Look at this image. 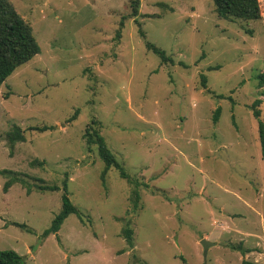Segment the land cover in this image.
Wrapping results in <instances>:
<instances>
[{"label": "rangeland", "instance_id": "obj_1", "mask_svg": "<svg viewBox=\"0 0 264 264\" xmlns=\"http://www.w3.org/2000/svg\"><path fill=\"white\" fill-rule=\"evenodd\" d=\"M8 1L40 53L0 86V172H10L0 174V251L24 264H247L242 249L257 244L262 253L247 259L264 264V159L251 109L264 124V0L262 19L248 23L219 19L211 0H140L138 24L128 0ZM92 119L132 182L114 168L101 177L84 139ZM14 128L24 141L11 147ZM13 176L26 185L4 192ZM64 182L80 217L42 238Z\"/></svg>", "mask_w": 264, "mask_h": 264}, {"label": "trees", "instance_id": "obj_2", "mask_svg": "<svg viewBox=\"0 0 264 264\" xmlns=\"http://www.w3.org/2000/svg\"><path fill=\"white\" fill-rule=\"evenodd\" d=\"M219 19L228 21H259L262 19V6L261 0H211ZM128 5L130 9L129 17L135 19L139 15L140 0H128ZM137 22V21H136ZM138 24V22H137ZM140 35L144 37V34L140 32ZM146 48L155 54L162 63L170 62L172 60L168 58L165 52L153 44L146 43ZM40 53V47L36 41L32 28L29 23L22 18L18 12L15 10L13 5L8 0H0V86L20 67L29 63L36 55ZM258 88L264 87V70L259 73L256 77ZM202 86L206 88V78L202 76ZM222 98L221 96H218ZM260 100H256L253 103V107L260 104ZM252 109V115L257 120L258 125V139L261 146L262 158L264 159V124L259 119V111L255 108ZM219 109L215 110L213 121L218 120ZM75 116H72L69 121L75 120ZM100 123L96 120H91L90 124L85 129L84 139L89 146L95 145L97 154L100 160L104 164V169L102 171L101 177L104 178L105 173L114 168L117 170L118 175L121 179L127 182H132L128 174L126 173L123 166L117 161L115 156L111 153L110 149L105 143L104 138L100 134ZM49 128L44 126L41 128H32V130L43 132ZM8 141L10 146L17 142H23L24 137L21 134L19 128H14V131L9 133ZM39 166L42 162L38 163ZM0 174H10L8 171H1ZM16 182L23 185L26 183L16 176H13L7 180L3 186V191L7 190ZM136 185V183H135ZM36 189L40 192L45 191H57V186H38ZM62 208L61 211L53 218L51 225L46 229L42 238H47L50 234H56L60 227L62 226L64 220L69 215H76L80 217L79 212L75 206L69 200L67 195L66 183L62 186ZM31 188H27V192L30 193ZM133 208L137 210L139 205V194L136 190H133ZM17 227L24 228L23 225L15 224ZM124 235L129 247L133 246L131 232L129 230H124ZM0 264H24L23 257L20 256L14 250H2L0 251Z\"/></svg>", "mask_w": 264, "mask_h": 264}, {"label": "crops", "instance_id": "obj_3", "mask_svg": "<svg viewBox=\"0 0 264 264\" xmlns=\"http://www.w3.org/2000/svg\"><path fill=\"white\" fill-rule=\"evenodd\" d=\"M205 239H207L208 237L207 236H205L204 237ZM256 239H257V237H255ZM260 242V241H259ZM263 242H264V238H263ZM214 243L216 244V243H218V242H216V241H214ZM258 243V242H257ZM259 245H261V244H259ZM263 247V246H262ZM242 251H244V254H246L245 256H243L241 259L243 260V258H244V261L247 263V264H259V263H257V262H250L248 259H247V255L249 254V253H257V254H259V253H262V251L263 250H261L260 248H259V246L256 244V247H254V248H243L242 249ZM260 255V254H259Z\"/></svg>", "mask_w": 264, "mask_h": 264}, {"label": "water", "instance_id": "obj_4", "mask_svg": "<svg viewBox=\"0 0 264 264\" xmlns=\"http://www.w3.org/2000/svg\"><path fill=\"white\" fill-rule=\"evenodd\" d=\"M201 244L203 245L204 249L206 250L209 246L212 245V243L206 241V240H202Z\"/></svg>", "mask_w": 264, "mask_h": 264}]
</instances>
